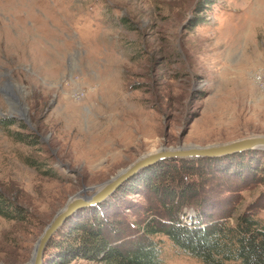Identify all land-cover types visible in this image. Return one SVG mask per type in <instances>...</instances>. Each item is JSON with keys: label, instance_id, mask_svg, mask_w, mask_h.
<instances>
[{"label": "rangeland", "instance_id": "obj_1", "mask_svg": "<svg viewBox=\"0 0 264 264\" xmlns=\"http://www.w3.org/2000/svg\"><path fill=\"white\" fill-rule=\"evenodd\" d=\"M259 136L264 0H0V194L27 216H0V264H29L73 196L142 156ZM230 162L236 175L203 170L215 208L235 196V224L264 203V155ZM141 191L127 196L144 210L120 205L133 222ZM160 239L161 264H204Z\"/></svg>", "mask_w": 264, "mask_h": 264}, {"label": "trees", "instance_id": "obj_2", "mask_svg": "<svg viewBox=\"0 0 264 264\" xmlns=\"http://www.w3.org/2000/svg\"><path fill=\"white\" fill-rule=\"evenodd\" d=\"M254 155H264V151L221 158L165 160L141 171L110 200L83 209L69 219L51 239L44 264H70L77 259L103 264H161L162 236L187 256L204 264H264V222L257 217L264 203L251 206L231 224L234 191L227 190L233 196L222 200L225 207H230L227 213L228 207L215 208L221 198L212 202L215 196L206 193L205 188L211 174L215 180L216 174H235L234 163L226 162ZM206 167L215 168L216 174H207L203 170ZM140 191L146 192L148 208L133 222L120 205H131L135 211L144 210V205L127 196ZM190 208L196 212L197 220L192 225L184 222V211ZM0 216L16 221L27 219L22 208L1 194Z\"/></svg>", "mask_w": 264, "mask_h": 264}, {"label": "water", "instance_id": "obj_3", "mask_svg": "<svg viewBox=\"0 0 264 264\" xmlns=\"http://www.w3.org/2000/svg\"><path fill=\"white\" fill-rule=\"evenodd\" d=\"M11 92V90H10ZM10 95V93H9ZM16 101L18 98L11 95ZM260 150L264 151V136L248 138L223 145L215 144L206 147L185 145L179 147H161L155 154L141 157L134 164L126 168L124 173L118 175L113 181L100 186L91 196H81L80 193L73 196L66 206L58 212L55 218L46 226L43 234L36 243L32 260L29 264H44L45 253L51 239L72 217L81 210L96 207L110 200L111 197L139 172L150 168L165 160H199L206 158H221L237 153ZM93 188L84 189L83 192Z\"/></svg>", "mask_w": 264, "mask_h": 264}, {"label": "bare ground", "instance_id": "obj_4", "mask_svg": "<svg viewBox=\"0 0 264 264\" xmlns=\"http://www.w3.org/2000/svg\"><path fill=\"white\" fill-rule=\"evenodd\" d=\"M152 153H150V154H148V155H146V156H149V155H151ZM155 154V153H154ZM146 156H144V157H146ZM143 157V156H142ZM126 169H124V170H122V171H120L114 178H112L110 181H113V179H115V178H117V176L118 175H121V173H124V171H125ZM101 189V188H100Z\"/></svg>", "mask_w": 264, "mask_h": 264}, {"label": "flooded vegetation", "instance_id": "obj_5", "mask_svg": "<svg viewBox=\"0 0 264 264\" xmlns=\"http://www.w3.org/2000/svg\"><path fill=\"white\" fill-rule=\"evenodd\" d=\"M9 80V79H8Z\"/></svg>", "mask_w": 264, "mask_h": 264}]
</instances>
